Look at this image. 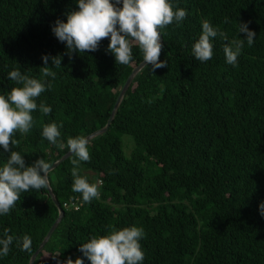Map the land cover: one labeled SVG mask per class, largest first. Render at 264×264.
Returning a JSON list of instances; mask_svg holds the SVG:
<instances>
[{"label":"trees","instance_id":"1","mask_svg":"<svg viewBox=\"0 0 264 264\" xmlns=\"http://www.w3.org/2000/svg\"><path fill=\"white\" fill-rule=\"evenodd\" d=\"M173 3L187 15L163 29L164 66L142 68L110 128L89 141V159L79 164L97 196L83 202L72 191L73 155L49 171L65 214L34 264L75 260L82 241L130 225L144 231L142 264H264V217L258 211L264 200V0ZM76 7L75 0H0V91L15 83L7 77L12 68L41 78L42 54L62 55L61 66L49 60L55 78L44 77L51 87L36 98L51 112L33 111L31 129L14 134L26 165L44 158L51 166L68 152V137L105 126L143 61L134 45L130 63L116 64L108 37L96 51L69 58L50 26ZM203 20L227 40L244 37L239 21L256 33L235 66L225 62L219 35L212 38L211 59L199 62L191 55ZM51 121L62 124L58 140L64 148L40 134ZM124 134L134 140L127 141L130 152ZM8 154L0 153V163ZM58 215L48 188L21 193L0 216V233L7 228L14 237L29 235L32 251H21L14 239L0 264H29ZM84 264H90L87 258Z\"/></svg>","mask_w":264,"mask_h":264},{"label":"clouds","instance_id":"2","mask_svg":"<svg viewBox=\"0 0 264 264\" xmlns=\"http://www.w3.org/2000/svg\"><path fill=\"white\" fill-rule=\"evenodd\" d=\"M76 8L65 12L66 19L57 17L50 28L58 41L65 44L66 53L96 51L102 38L108 37L107 51L113 54L116 64L127 65L132 59V48L138 47L143 57V64L151 71L164 66L159 59L162 42L161 34L165 26L175 22L179 24L187 15L184 8L176 7L173 0H75ZM237 32L244 33L240 39L227 40L225 34L213 27L207 20L201 21V31L191 45V55L199 62L213 56L212 38L219 35L225 39L223 53L225 62L233 66L245 42L254 43L256 33L248 27V22L239 21ZM239 37H241L239 35ZM43 66L41 78L12 68L7 77L15 82L10 90L0 91V148L8 152L6 160L0 163V216L7 214L20 194L30 189H47L50 162L37 158L31 164L25 163L20 151L16 150L15 133H27L33 125L32 112L39 109L47 115L51 106L36 98L51 87V81L44 77L55 78L56 73L49 70L52 66H61L62 55L42 54ZM62 124L55 121L44 123L41 136L49 143L64 148L60 143ZM11 145L15 150L10 149ZM68 151L75 157L71 160L72 191L81 194L83 202H89L97 196V186L80 174L79 164L89 159V138L85 135L68 137ZM0 152V153H3ZM259 214L264 217V200L259 202ZM4 228L0 233V258L6 256L14 239L21 251L31 253V238L24 234L14 237ZM144 236L142 227L136 225L111 229L104 234L92 235L82 241L79 250L82 256L75 260L65 259L63 264H84V258L90 264H142L144 252L140 240Z\"/></svg>","mask_w":264,"mask_h":264},{"label":"water","instance_id":"3","mask_svg":"<svg viewBox=\"0 0 264 264\" xmlns=\"http://www.w3.org/2000/svg\"><path fill=\"white\" fill-rule=\"evenodd\" d=\"M161 42H162V46H163V42H164V39H163V35L161 34ZM162 49V48H161ZM145 66V64H143V62H140L137 66H135V68L133 69V71L131 72L130 76L128 77V79L126 80L125 84L123 85L120 93H119V96L117 98V101L115 103V106L112 110V113L106 123L105 126H103L102 128L100 129H97L96 131L90 133L89 135H87V137L89 138V141L91 139H93L94 137L102 134V133H105L109 128H110V125L112 124L113 120L115 119L116 117V114L119 110V107H120V104L122 102V100L124 99V97L126 96L127 94V91L129 90L132 82L134 81L136 75L142 70V68ZM72 154L68 151L66 152L63 156H61L59 159H57L51 166H50V170L54 169L55 167H57L61 162L65 161L67 158H69ZM49 173V172H48ZM48 181H49V177H48ZM48 191H49V194L50 196L52 197L53 201L55 202L56 206L58 207L59 209V215H58V218L56 219V221L54 222V224L51 226V228L49 229L48 233L46 234L45 238L43 239V241L41 242L39 248L33 253L31 259H30V262L29 264H34L39 252H41L45 246V244L49 241V239L51 238L52 234L54 233L55 229L58 227L59 223L61 222V220L63 219L64 217V214H65V210L64 208L62 207L57 195L55 194L51 184H50V181H49V186H48ZM53 264H63L62 261H59V262H55Z\"/></svg>","mask_w":264,"mask_h":264},{"label":"rangeland","instance_id":"4","mask_svg":"<svg viewBox=\"0 0 264 264\" xmlns=\"http://www.w3.org/2000/svg\"><path fill=\"white\" fill-rule=\"evenodd\" d=\"M123 140H124V142H125V150H126V144H127V141L132 140V141L134 142L132 136L129 135V134H124V135H123ZM132 147H133V143H132V142H129V145H128V147H127L128 152H130V151L132 150ZM127 150H126V152H127ZM90 173H91V172H90ZM46 254H48V253H46Z\"/></svg>","mask_w":264,"mask_h":264},{"label":"built area","instance_id":"5","mask_svg":"<svg viewBox=\"0 0 264 264\" xmlns=\"http://www.w3.org/2000/svg\"><path fill=\"white\" fill-rule=\"evenodd\" d=\"M67 205V203H65ZM76 208H78V206H76Z\"/></svg>","mask_w":264,"mask_h":264}]
</instances>
